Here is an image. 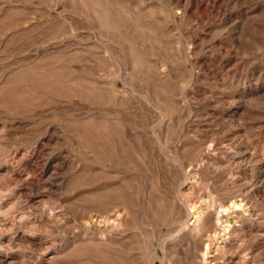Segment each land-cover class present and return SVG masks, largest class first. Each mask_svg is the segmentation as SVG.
<instances>
[{
  "label": "rangeland",
  "instance_id": "obj_1",
  "mask_svg": "<svg viewBox=\"0 0 264 264\" xmlns=\"http://www.w3.org/2000/svg\"><path fill=\"white\" fill-rule=\"evenodd\" d=\"M0 264H264V0H0Z\"/></svg>",
  "mask_w": 264,
  "mask_h": 264
},
{
  "label": "bare ground",
  "instance_id": "obj_2",
  "mask_svg": "<svg viewBox=\"0 0 264 264\" xmlns=\"http://www.w3.org/2000/svg\"><path fill=\"white\" fill-rule=\"evenodd\" d=\"M201 1H197V2H195V5L196 6H201ZM178 4V3H177ZM184 6V5H183ZM174 7V6H173ZM179 9H181V16H180V20H184L185 19V17H186V12L188 11L185 7H182L181 5H179V6H177L176 7V10H178L179 11ZM174 11H175V9H174ZM178 11H176L175 13L177 14V13H179ZM206 14H208V12L206 13ZM173 15H174V12H173ZM209 15H210V13H209ZM208 15V16H209ZM207 16V15H206ZM174 17V16H173ZM177 18V17H176ZM179 20V19H178ZM186 21V20H185ZM186 23V22H185ZM221 49V48H220ZM214 51V50H213ZM208 55V54H207ZM211 55V54H210ZM189 56V55H188ZM207 57H210V56H207ZM206 57V58H207ZM214 58V56H213V54H212V56H211V58ZM212 58V59H213ZM195 63H196V61H195ZM199 63V62H198ZM212 63V62H211ZM193 66H195V65H193ZM241 156H243V161H245L246 163H247V166H249V168L248 169H250V173H249V177H250V179L249 180H251L253 183H258V182H260V179H261V173H262V170H261V168L257 165V164H255L254 163V160L252 159V158H250V157H247V155H246V153H243V155H241ZM242 161V162H243ZM244 163V162H243ZM263 180V179H262ZM238 198V197H237ZM25 199V198H24ZM243 201L241 202V201H237V200H235L234 202H233V205H232V208H240V207H242L243 206ZM191 206V205H190ZM231 208V207H230ZM202 209V208H201ZM204 210V209H203ZM245 212V211H244ZM203 213H205V212H203L202 210H200L197 206H191V211H189V212H187L186 214H187V219L185 218V226L182 228V231L180 230V232L182 233V235L184 236V237H188V238H192L194 235L195 236H197L198 234L201 236V232L203 231V230H205V228H206V218L204 219V218H202V215H203ZM245 214V213H244ZM186 217V216H185ZM207 217V216H206ZM208 218V217H207ZM209 219V218H208ZM210 220V219H209ZM191 222V223H190ZM183 223V222H182ZM234 226V225H233ZM180 227H182V226H180ZM234 229H235V227H233ZM111 229V228H110ZM207 229V228H206ZM232 229V228H231ZM206 231V230H205ZM224 231H226V228L224 229ZM116 232V231H115ZM117 232H119V229L117 230ZM179 232V233H180ZM110 233H111V231H110ZM121 233V232H120ZM114 234V233H113ZM113 234H111V235H113ZM109 236H110V234H109ZM200 236H198L199 238H200ZM178 237V236H177ZM111 238V237H110ZM176 238V237H175ZM183 238V237H182ZM185 239V238H184ZM195 239H197V238H195ZM109 240V239H108ZM179 240H180V238H179ZM178 240V242H180ZM194 240V239H193ZM187 240H185V242H186ZM196 241V240H195ZM109 242V241H108ZM194 242H192V244H193ZM205 244V243H204ZM195 246V245H194ZM196 246H198V248H199V246H200V244L199 245H196ZM193 248V247H192ZM197 249V248H196ZM200 249V248H199ZM201 251L203 252V255H208V253L210 252V245H202V247H201ZM194 250V249H193ZM194 252H196V251H194ZM193 253V252H192ZM195 254V253H194Z\"/></svg>",
  "mask_w": 264,
  "mask_h": 264
}]
</instances>
